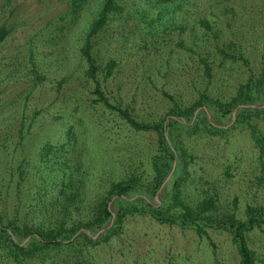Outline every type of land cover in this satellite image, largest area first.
<instances>
[{
	"label": "rangeland",
	"instance_id": "obj_1",
	"mask_svg": "<svg viewBox=\"0 0 264 264\" xmlns=\"http://www.w3.org/2000/svg\"><path fill=\"white\" fill-rule=\"evenodd\" d=\"M101 1L89 0L72 15L65 0H0L6 30L0 41L3 222L15 216L19 223L41 220L27 213V202L32 190L55 179L39 154L45 142L63 143V156L79 157L87 202L110 180L150 173L155 132L131 127L97 99L96 85L138 119L157 120L173 99L185 104L203 92L226 98L234 91L247 66L219 51H230L229 40L243 48L250 66L261 59L264 0H121L117 17L89 36L95 66L89 76L81 46ZM233 118H223L225 127ZM179 138L192 153L179 183L189 205L212 196L208 216L244 218L247 204L260 205L264 215V167L242 123L224 133L183 131ZM204 229L206 234L134 212L106 239L93 245L79 240L77 254L48 251L25 263L71 264L77 257L80 264H238L229 232ZM245 238L255 263L264 264V223L245 231ZM0 264L17 263L0 253Z\"/></svg>",
	"mask_w": 264,
	"mask_h": 264
},
{
	"label": "trees",
	"instance_id": "obj_2",
	"mask_svg": "<svg viewBox=\"0 0 264 264\" xmlns=\"http://www.w3.org/2000/svg\"><path fill=\"white\" fill-rule=\"evenodd\" d=\"M65 1L67 11L76 15L89 0ZM120 1L102 0L96 16L87 27L81 53L88 64L89 76H93L95 68L89 51V36L117 17L122 10ZM5 33L6 30L0 27V41ZM228 43L231 45L229 52L221 48L219 50L226 55L224 58L241 61L247 66V72L242 74L234 91L226 98L203 92L185 104L173 99L166 115L157 120L138 119L129 109L111 103L96 85L93 91L97 99L116 111L131 127L155 132L156 144L149 158L150 173L143 175L140 171H132L124 177L110 180L101 194L87 202L84 196L85 177L79 157L63 156L62 152L66 150L63 143L45 142L39 154L44 167L53 171L55 179L49 185L32 190L27 202V213L35 212V216L42 218L39 221L23 220L19 223L15 216L3 222L0 214V253L17 264H26V257L42 256L48 251L66 249L77 254L81 249L79 240L83 244H96L117 233L124 216L136 212L148 213L161 223L193 228L198 233H205L204 226L223 228L229 232L236 246L238 264H256L252 250L247 245L245 231L264 223L260 205L247 204L244 218L230 213L219 219L204 214L213 205L214 197L208 196L196 205H189L179 188L180 181L187 176L186 165L192 156L179 138L183 131L194 133L202 127L210 133H224L237 123H242L256 147L260 165L264 167V49L258 64L250 66L243 48L236 45L235 40H229ZM113 63L114 60L110 59L106 63L107 69ZM237 105L233 123L228 127L223 126L228 123L223 118L231 115L232 109ZM174 154V167L169 179L157 193V203L154 199L155 192L169 171ZM112 196L114 198L108 206L107 202ZM111 213L113 217L110 222ZM103 226H106L104 230L93 236ZM26 236L28 237L22 242ZM71 264H80L79 259L74 257Z\"/></svg>",
	"mask_w": 264,
	"mask_h": 264
},
{
	"label": "water",
	"instance_id": "obj_3",
	"mask_svg": "<svg viewBox=\"0 0 264 264\" xmlns=\"http://www.w3.org/2000/svg\"><path fill=\"white\" fill-rule=\"evenodd\" d=\"M263 103H264V101L262 102V104H263ZM238 105H240V104H238ZM238 105L235 106V107L232 109V111H231V118H233V116H234V112H235L236 108L238 107ZM196 110H197V108L194 110V113H195ZM223 126H227V124H224ZM164 134H165V136H166V133H164ZM175 159H176V157H175V154H174L173 159H172L171 167H170L169 171L167 172L166 176L163 178V180H162V182L160 183L159 187L157 188V190H156V192H155V195H154V199H157V193H158V191L160 190V188L162 187V185L164 184V182H165V180L168 178V176L171 174L172 169H173L174 164H175ZM113 198H114V196H112V197L108 200V202H107V205H108V206H109V204H110V202H111V200H112ZM112 217H113V213H111L110 222H111V220H112ZM110 222H109V223H110ZM105 227H106V226H103V227H101L100 229H98V230L93 234V236H95V235H97L99 232L103 231ZM76 232H78V230H77ZM27 237H28V236H26L25 238H27ZM25 238H24L23 240H25Z\"/></svg>",
	"mask_w": 264,
	"mask_h": 264
}]
</instances>
